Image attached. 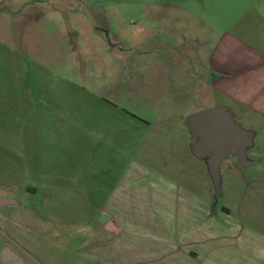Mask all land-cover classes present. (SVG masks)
I'll return each instance as SVG.
<instances>
[{"label":"crops","instance_id":"crops-1","mask_svg":"<svg viewBox=\"0 0 264 264\" xmlns=\"http://www.w3.org/2000/svg\"><path fill=\"white\" fill-rule=\"evenodd\" d=\"M194 3L148 1L146 35L101 8L63 58L0 39V196L35 202L0 212V264H264V0L229 23ZM213 106L247 133L218 190L189 125Z\"/></svg>","mask_w":264,"mask_h":264},{"label":"rangeland","instance_id":"rangeland-1","mask_svg":"<svg viewBox=\"0 0 264 264\" xmlns=\"http://www.w3.org/2000/svg\"><path fill=\"white\" fill-rule=\"evenodd\" d=\"M148 1L150 0H0V39L5 37L15 51L27 50L33 55L36 47L58 45L59 57L63 58L65 43L62 40L67 35L76 34L80 46L90 44L89 37L96 34L91 19L94 18L99 24L102 17L96 13H100L101 8L105 9L101 13L111 22L112 28H120L118 25L123 22L128 31L133 32L131 22L135 20L143 28L141 34L146 35L147 26L143 23L146 17L141 13H146L144 6ZM186 1L195 2L199 6V12L205 17L229 23L242 20L250 2L257 5L263 0ZM84 41L87 43H83ZM222 199H227L226 190ZM34 206V201L26 199L22 206L10 204L0 208V212L8 217V225L17 227L14 224L15 218L10 214L31 211L35 209Z\"/></svg>","mask_w":264,"mask_h":264},{"label":"water","instance_id":"water-1","mask_svg":"<svg viewBox=\"0 0 264 264\" xmlns=\"http://www.w3.org/2000/svg\"><path fill=\"white\" fill-rule=\"evenodd\" d=\"M189 125L199 136L193 152L197 156H207L209 173L218 190L221 160L234 154L242 162L247 133L233 122L223 106H213L193 113ZM15 202L0 196V206Z\"/></svg>","mask_w":264,"mask_h":264}]
</instances>
